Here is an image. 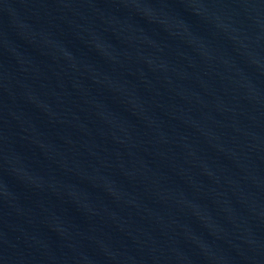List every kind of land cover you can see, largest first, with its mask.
<instances>
[{"label":"water","instance_id":"1","mask_svg":"<svg viewBox=\"0 0 264 264\" xmlns=\"http://www.w3.org/2000/svg\"><path fill=\"white\" fill-rule=\"evenodd\" d=\"M0 264H264V0H0Z\"/></svg>","mask_w":264,"mask_h":264}]
</instances>
